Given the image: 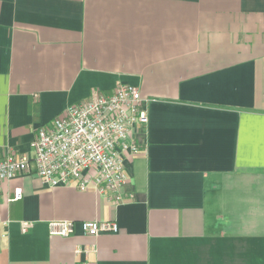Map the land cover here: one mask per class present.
Instances as JSON below:
<instances>
[{"label":"crops","instance_id":"0c3cea01","mask_svg":"<svg viewBox=\"0 0 264 264\" xmlns=\"http://www.w3.org/2000/svg\"><path fill=\"white\" fill-rule=\"evenodd\" d=\"M119 84L148 101L121 203L31 165L0 183V264H264V0H0V156L33 155L40 128Z\"/></svg>","mask_w":264,"mask_h":264},{"label":"built area","instance_id":"2783aa9c","mask_svg":"<svg viewBox=\"0 0 264 264\" xmlns=\"http://www.w3.org/2000/svg\"><path fill=\"white\" fill-rule=\"evenodd\" d=\"M147 103L136 87L126 84L117 85L110 93L92 91L87 99L69 105L38 130L33 155H1L0 183L29 172L34 165L35 175L48 187L74 186L81 192L92 187L120 204L126 183L124 161L139 151L134 133L148 123ZM22 198V187L16 186L7 202ZM30 226L23 223L21 231L27 232ZM47 226L49 235L58 237L77 231L98 237L119 230L113 221H52ZM91 251L93 246L84 249V253Z\"/></svg>","mask_w":264,"mask_h":264},{"label":"rangeland","instance_id":"374dc122","mask_svg":"<svg viewBox=\"0 0 264 264\" xmlns=\"http://www.w3.org/2000/svg\"><path fill=\"white\" fill-rule=\"evenodd\" d=\"M234 194L231 195V197L234 199L231 200V199H228L227 202H231L233 201V208H235V206L238 208V210L240 209V187H237L236 188V192L234 191L233 192ZM223 196H218V199H217V209H220V207H223V204L221 205V203L223 202V199H221ZM221 210V209H220ZM222 213H226V211H224V209H222ZM230 213V212H229ZM233 216V215H232ZM233 221H234V216H233ZM237 223V221L233 222V224Z\"/></svg>","mask_w":264,"mask_h":264}]
</instances>
